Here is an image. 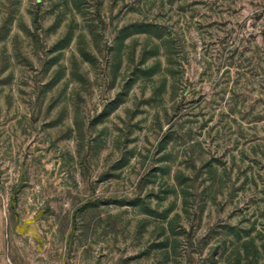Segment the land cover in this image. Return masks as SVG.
Listing matches in <instances>:
<instances>
[{
    "label": "rangeland",
    "instance_id": "rangeland-1",
    "mask_svg": "<svg viewBox=\"0 0 264 264\" xmlns=\"http://www.w3.org/2000/svg\"><path fill=\"white\" fill-rule=\"evenodd\" d=\"M0 264H264V0H0Z\"/></svg>",
    "mask_w": 264,
    "mask_h": 264
}]
</instances>
